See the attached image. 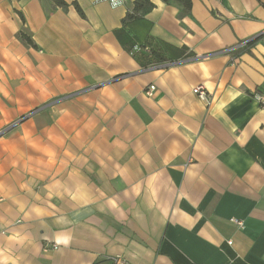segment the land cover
Here are the masks:
<instances>
[{
  "label": "crops",
  "instance_id": "0c3cea01",
  "mask_svg": "<svg viewBox=\"0 0 264 264\" xmlns=\"http://www.w3.org/2000/svg\"><path fill=\"white\" fill-rule=\"evenodd\" d=\"M63 1L0 0V264H264V0Z\"/></svg>",
  "mask_w": 264,
  "mask_h": 264
},
{
  "label": "trees",
  "instance_id": "16d2710c",
  "mask_svg": "<svg viewBox=\"0 0 264 264\" xmlns=\"http://www.w3.org/2000/svg\"><path fill=\"white\" fill-rule=\"evenodd\" d=\"M162 1L167 2V3L175 1V2L179 3L183 7V11L181 12V15L188 13L191 10L192 5H193V0H162ZM54 2L57 5H61V6L66 5V3L63 0H54ZM155 6L156 5L153 2V0H134L133 8L131 10H128L126 16L122 20L123 24L126 25L130 20L137 18L139 16L146 15L147 13L151 12ZM76 8L79 10V12H81V14H83L82 9L80 8V6L77 3H76ZM18 35L27 44L34 46V47H37V45L34 43L33 39L31 38V36L28 35L26 32L20 31ZM249 44H251V41L247 42L246 45L248 46ZM242 51H244V47L240 48L239 50H236L234 52L236 54H239ZM108 264H117V263L114 261H110Z\"/></svg>",
  "mask_w": 264,
  "mask_h": 264
},
{
  "label": "built area",
  "instance_id": "2783aa9c",
  "mask_svg": "<svg viewBox=\"0 0 264 264\" xmlns=\"http://www.w3.org/2000/svg\"><path fill=\"white\" fill-rule=\"evenodd\" d=\"M109 2L111 3L112 6H118V5L124 4L125 0H109ZM246 44H247V42L238 43V44L226 49L225 52L233 53L234 51L245 47ZM155 89H156L155 85H150L148 87V89L146 90V93L148 95H152L153 92L155 91ZM193 93H195L207 105H209L211 103V101H212V99L210 98L209 93L207 92L206 87L204 85H202V84L195 86L193 88ZM238 224L240 226H242L241 222H238ZM57 244L58 243H54V247H57Z\"/></svg>",
  "mask_w": 264,
  "mask_h": 264
},
{
  "label": "rangeland",
  "instance_id": "374dc122",
  "mask_svg": "<svg viewBox=\"0 0 264 264\" xmlns=\"http://www.w3.org/2000/svg\"><path fill=\"white\" fill-rule=\"evenodd\" d=\"M33 112H34V111H31V112H29V113H27V114H25V115H27V116L30 115V114L32 115ZM31 115H30V116H31ZM33 115H34V114H33ZM7 131H8V128H7V129H4L3 131H1L0 134H4V133H6Z\"/></svg>",
  "mask_w": 264,
  "mask_h": 264
},
{
  "label": "water",
  "instance_id": "95a60500",
  "mask_svg": "<svg viewBox=\"0 0 264 264\" xmlns=\"http://www.w3.org/2000/svg\"><path fill=\"white\" fill-rule=\"evenodd\" d=\"M254 39V38H253ZM253 39H251L250 41H252ZM249 42V41H248ZM31 115V114H30ZM25 118V117H24Z\"/></svg>",
  "mask_w": 264,
  "mask_h": 264
}]
</instances>
